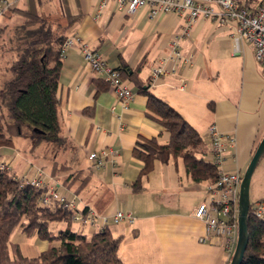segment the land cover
<instances>
[{
  "label": "crops",
  "instance_id": "1",
  "mask_svg": "<svg viewBox=\"0 0 264 264\" xmlns=\"http://www.w3.org/2000/svg\"><path fill=\"white\" fill-rule=\"evenodd\" d=\"M27 1L19 0L17 6ZM61 1L77 17L66 36L86 42L109 66L121 68L133 98L123 107L113 90L91 71L78 45L72 46L62 58L57 91L62 142L52 148L50 143H40L32 159L26 156L31 140L19 137L15 147H0V162L18 177L30 178L41 168L47 189L65 191L77 198L79 209L93 208L108 216L106 227L113 237H121L117 254L125 264H229L231 254L223 238L207 235L204 222L194 216L198 204L210 200L211 183L193 182L181 160L172 157L166 162L155 159L152 170L143 174L144 162L133 148L139 137L157 138L161 144L168 139L164 128L147 115V95L142 92L147 89L179 112L206 145L211 124L235 135L234 153L218 170L243 174L264 135V73L251 46L244 43L234 53L229 28L209 19H198L185 35L183 18L173 14L150 18L144 9L129 15L118 9L115 0H105L102 9L101 0H43L40 10L49 19L62 17ZM178 36L182 59L175 71L149 84L151 67ZM6 64L0 58V73ZM108 150L114 155L101 153ZM92 152L103 160L98 169L88 158ZM263 157L251 177L250 204L264 197ZM54 161L70 169L53 175ZM75 170L90 173L77 194L74 187L63 185ZM118 210L130 213L134 223L112 222ZM73 227L82 233L96 230L77 222Z\"/></svg>",
  "mask_w": 264,
  "mask_h": 264
},
{
  "label": "trees",
  "instance_id": "2",
  "mask_svg": "<svg viewBox=\"0 0 264 264\" xmlns=\"http://www.w3.org/2000/svg\"><path fill=\"white\" fill-rule=\"evenodd\" d=\"M42 1L28 0L2 16L0 58L7 64L0 76V147H15L19 137L31 140V152L42 142H62L57 97L60 50L66 30L77 17L61 1L64 19H49L40 10ZM242 1L252 5L256 0ZM141 67L142 62L137 71ZM142 92L147 95V115L168 134L163 144L157 138L136 140L133 153L144 162L142 173L152 170L155 159L166 162L172 157L181 160L193 182H215L217 167L204 159L206 144L200 134L167 102L147 89ZM68 169L69 166H58L54 161L51 174ZM89 178L88 171L75 170L63 180V185L74 187L77 194ZM47 190L46 186L21 184L20 177L9 169L0 170V264H125L117 254L120 236L113 237L107 227L90 233L76 230L73 209L57 200L41 203L40 197ZM247 221L248 243L240 264H264V219L254 216L249 208ZM16 229L26 237L48 242L47 247L36 255H24L20 246L10 241Z\"/></svg>",
  "mask_w": 264,
  "mask_h": 264
},
{
  "label": "built area",
  "instance_id": "3",
  "mask_svg": "<svg viewBox=\"0 0 264 264\" xmlns=\"http://www.w3.org/2000/svg\"><path fill=\"white\" fill-rule=\"evenodd\" d=\"M19 0H0V18L10 8L17 6ZM118 9L132 15L139 9H144L148 17L153 18L158 14H173L185 21L183 34H188L190 27L198 19H209L220 26H227L233 38V51L239 53L241 46L247 43L251 46L254 59L264 73V0H256L252 5H245L242 0H115ZM105 6V0H101L99 8ZM180 37L173 39L169 45V52L163 56L150 70L148 83L153 84L156 79L174 72L176 63L182 59L179 45ZM78 45L83 53L91 71L103 80L115 93L119 103L126 107L133 98L134 92L129 82L122 78L120 70L109 66L103 56L90 48L84 41L77 40L74 36H67L64 40L60 56L63 58L65 51ZM184 61L189 59L184 57ZM181 87H185L182 84ZM208 144L204 159L212 162L217 167L218 178L208 186L211 191L210 200L202 201L194 210L195 218L205 224L207 235L221 237L224 240L225 250L233 254L237 240V212L238 196L242 175L238 171L218 170L220 165L232 156L235 150V135L221 131L216 124H211L207 130ZM103 155L114 152L102 151ZM96 169L103 166L102 158L92 152L88 156ZM8 169L6 163L0 162V170ZM46 174L41 168H37L35 174L28 178L20 176L21 184H29L34 187L45 186ZM51 200H57L65 207L74 210L73 222L83 226H95L103 229L109 224V217L99 214L93 208L81 210L78 208V200L75 196L68 195L65 191L48 189L41 195L40 201L46 205ZM253 215L264 219V197L250 204ZM111 221L114 223L128 222L133 224L135 218L127 212L116 211ZM200 238V241H204Z\"/></svg>",
  "mask_w": 264,
  "mask_h": 264
},
{
  "label": "water",
  "instance_id": "4",
  "mask_svg": "<svg viewBox=\"0 0 264 264\" xmlns=\"http://www.w3.org/2000/svg\"><path fill=\"white\" fill-rule=\"evenodd\" d=\"M264 154V135L242 175L237 212V240L229 264H240L248 243V213L250 208L249 187L252 174Z\"/></svg>",
  "mask_w": 264,
  "mask_h": 264
},
{
  "label": "rangeland",
  "instance_id": "5",
  "mask_svg": "<svg viewBox=\"0 0 264 264\" xmlns=\"http://www.w3.org/2000/svg\"><path fill=\"white\" fill-rule=\"evenodd\" d=\"M3 73L4 72L2 70V72L0 73V76L3 75ZM50 147L52 148L53 145H51ZM34 152L31 153L30 151H27L26 156L28 158L34 159V157H35L33 155ZM263 163H264V157L262 158V161H261V164H263ZM10 241L17 243L20 246L22 253L26 256L36 255L42 249H44V247H46L48 245V242L38 240L36 237H26L24 234L20 233V231L18 229L14 230V232L11 234Z\"/></svg>",
  "mask_w": 264,
  "mask_h": 264
}]
</instances>
